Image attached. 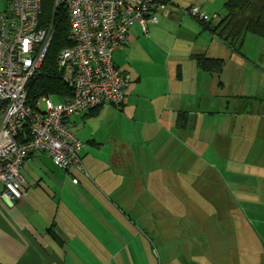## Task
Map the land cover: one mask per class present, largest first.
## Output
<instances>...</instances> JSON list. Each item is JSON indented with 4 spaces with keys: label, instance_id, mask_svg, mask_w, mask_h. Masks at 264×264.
<instances>
[{
    "label": "crops",
    "instance_id": "1",
    "mask_svg": "<svg viewBox=\"0 0 264 264\" xmlns=\"http://www.w3.org/2000/svg\"><path fill=\"white\" fill-rule=\"evenodd\" d=\"M159 1L158 20L145 29L132 24L112 54L130 78L121 107L105 103L69 118L85 144V173L36 151L20 169L24 195L13 206L0 199V264H111L121 240H144L128 231L132 223L166 237L181 228L183 243L207 247L182 253L183 264H219L227 257L214 243L249 251L234 191L249 203L264 195V36L244 32L234 50L218 33L225 0ZM192 5L209 21L187 14ZM198 55L221 59V70L203 69ZM141 187L153 196L161 189L164 198H201L212 210L204 213L197 200L187 209L185 199L175 200L178 209L171 201L159 209L127 205ZM192 213L194 236L181 222Z\"/></svg>",
    "mask_w": 264,
    "mask_h": 264
},
{
    "label": "built area",
    "instance_id": "2",
    "mask_svg": "<svg viewBox=\"0 0 264 264\" xmlns=\"http://www.w3.org/2000/svg\"><path fill=\"white\" fill-rule=\"evenodd\" d=\"M0 5V199L13 206L25 192L20 169L36 151L65 170L85 173V144L71 129L69 118L105 103L121 107L130 78L116 67L112 54L125 43L132 24L145 29L148 22L158 20L155 12L162 3L53 0V8H66L69 21V45L57 56L69 92L56 102L52 95L43 96L34 106L26 103L28 83L40 72L53 23L40 24L42 0H0ZM186 13L209 21L198 6L188 7Z\"/></svg>",
    "mask_w": 264,
    "mask_h": 264
},
{
    "label": "rangeland",
    "instance_id": "3",
    "mask_svg": "<svg viewBox=\"0 0 264 264\" xmlns=\"http://www.w3.org/2000/svg\"><path fill=\"white\" fill-rule=\"evenodd\" d=\"M52 101L56 102L57 100L56 98H52ZM40 107L41 109H44L43 101H40ZM142 150L147 153L146 146H143ZM70 171L75 170L70 169ZM147 189L148 188H146V190ZM148 191L149 190L143 191V188L141 187L139 189L140 194L136 190L134 192V196L132 198H128L126 204L128 205L130 200H139V204H141L140 208L147 209L149 207H155L159 209L163 208V206H167V202L171 201L172 208L175 207L178 209V207H182V205H184L185 208L189 209L193 206V203H195V206L197 203V206H200L204 211H206L204 213H209L208 211L212 210L211 204L206 203L201 198H176V195L172 198H164L163 196H161V189H156L154 196L151 195V193H148ZM234 193L235 205L237 207L236 210L237 212H239V214H241V218H239L240 220L238 221H242L241 223L245 226H243L245 231L247 230V228L250 231V234L248 233L250 249L249 251L239 249L231 250V248H229V246L226 244L214 243L216 239L211 240L214 243L213 247L216 249V252L219 253V255L221 254L226 256L227 258L225 259H228L230 264H237L239 258L242 264H264V195H262L261 193V196L254 198L253 202L251 201L249 203L248 201H243L244 198L238 197L235 191ZM176 199L185 200H183L184 203H182L181 205L175 203ZM200 200H202V203L200 202ZM146 202L149 203L148 207L146 206ZM142 203H144L145 205H142ZM120 207L122 209H125L124 204H120ZM123 211L126 212V210ZM237 212L236 214H238ZM127 215H129V212L127 213ZM180 215L181 213L176 211L174 213V216H172L171 218L172 220H175L174 218H177ZM191 215V218H185L181 221L184 222V225L187 226V229L186 227L184 228V226L183 229H185L188 234L192 233L191 231L194 229L191 222L192 218L195 216H193V213ZM205 215L208 217L212 216L211 214ZM184 216H190L189 212L185 211ZM123 217L128 220V217H126L124 213ZM131 219L134 220V218ZM218 223H221L220 220ZM139 225H135L132 223V228H129L128 231H138L140 235L139 238H143L145 241L140 240L138 244H136V240H121V243L117 244V248L120 246L121 248H124V250L121 252L120 256L117 255L113 260H111V264H183V262L179 259V256L182 253H188L189 250L191 251V253H193L194 251H198V249H201V247H203V250H206L207 248L205 245L199 246L197 244H194V240L190 242L189 238L187 239V241H184V243L187 242L188 244H184L182 241V233L184 234V231L181 228H177L176 230L171 232L168 237H166V235L163 234V230L161 229L151 230L139 227ZM140 226H142V224ZM218 226L224 227L222 224H218ZM123 232L125 233L127 232V230H123ZM185 256H187V254ZM110 258H112L111 254H108L104 261ZM224 260H219V264H223ZM197 263L200 262H193L189 260L186 264Z\"/></svg>",
    "mask_w": 264,
    "mask_h": 264
},
{
    "label": "trees",
    "instance_id": "4",
    "mask_svg": "<svg viewBox=\"0 0 264 264\" xmlns=\"http://www.w3.org/2000/svg\"><path fill=\"white\" fill-rule=\"evenodd\" d=\"M52 4L53 0H42L40 24L52 22L54 31L40 72L28 83L26 103L30 106H34L43 96L52 95L57 100L59 95L69 92V87L62 80L57 65L58 53L69 45V21L66 8L64 6L53 8ZM224 8L227 12L223 19L225 26L218 33L224 35L231 48L237 50L244 32L264 36V0H225ZM196 60L203 69L212 71L221 70L223 63L221 59L203 55L196 56Z\"/></svg>",
    "mask_w": 264,
    "mask_h": 264
}]
</instances>
